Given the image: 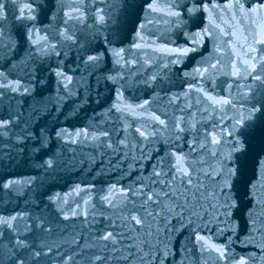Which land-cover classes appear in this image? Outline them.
<instances>
[{
  "label": "water",
  "instance_id": "obj_1",
  "mask_svg": "<svg viewBox=\"0 0 264 264\" xmlns=\"http://www.w3.org/2000/svg\"><path fill=\"white\" fill-rule=\"evenodd\" d=\"M0 264H264V0H0Z\"/></svg>",
  "mask_w": 264,
  "mask_h": 264
}]
</instances>
